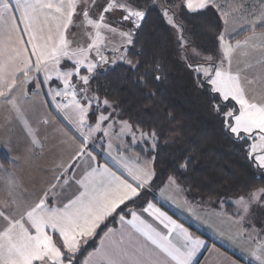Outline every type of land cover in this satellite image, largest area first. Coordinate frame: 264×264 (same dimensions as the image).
Masks as SVG:
<instances>
[{
	"label": "rangeland",
	"instance_id": "rangeland-1",
	"mask_svg": "<svg viewBox=\"0 0 264 264\" xmlns=\"http://www.w3.org/2000/svg\"><path fill=\"white\" fill-rule=\"evenodd\" d=\"M166 2L165 17L182 42L171 9L212 5L220 13L216 53L192 44L187 51L202 62L193 67L214 90L234 101L233 129L250 134L251 152L264 166V5ZM123 7L129 8L126 0H0V264L75 262L102 225L118 215L111 197L124 195V188L138 192L134 198L148 190L165 197L264 263V188L208 198L210 206L203 208L175 178L156 184L152 159L134 150L152 135L119 118L114 104L93 90L98 69L125 59L133 24L124 20ZM51 201L54 210L46 208ZM228 202L236 217L224 212ZM24 226L31 233L21 230ZM211 256L205 264L222 262Z\"/></svg>",
	"mask_w": 264,
	"mask_h": 264
},
{
	"label": "trees",
	"instance_id": "trees-1",
	"mask_svg": "<svg viewBox=\"0 0 264 264\" xmlns=\"http://www.w3.org/2000/svg\"><path fill=\"white\" fill-rule=\"evenodd\" d=\"M126 2L129 8L123 7V18L133 26L128 29L130 42L124 47L125 59L98 69L91 84L99 98L114 104L119 118L152 135L134 150L152 159L155 183L163 185L173 177L197 198L216 199L264 188V166L251 152L250 134L233 129L230 107L234 101L214 90L209 79L193 67L202 62H194L187 51L191 44L210 54L218 50L223 21L216 7L189 10L182 4L170 10L182 28V42L165 17V10L170 8L166 0ZM132 10L146 12L137 28L128 15ZM261 198L264 201V193ZM150 200L181 219L151 190L126 201L116 213L127 215V208L142 207ZM226 206L227 212L235 211L233 203ZM116 216L102 225L71 264H83Z\"/></svg>",
	"mask_w": 264,
	"mask_h": 264
},
{
	"label": "crops",
	"instance_id": "crops-1",
	"mask_svg": "<svg viewBox=\"0 0 264 264\" xmlns=\"http://www.w3.org/2000/svg\"><path fill=\"white\" fill-rule=\"evenodd\" d=\"M255 1L256 5H264V0ZM247 29L249 27L243 30ZM113 171L110 172L112 180L118 182L119 178ZM117 171L128 179L125 174ZM115 189L116 187L113 188ZM128 189L124 188L122 196L120 192L117 197L112 195L113 207L111 208L118 209L123 202L137 195L138 192L135 194L134 191ZM155 196L159 197L156 194ZM159 199L173 209L182 220L151 200L142 207L127 208L128 214L119 213L116 216L115 223L102 233L96 246L85 256L83 264H205L209 255H212L211 258L222 261L219 264H225L223 262H227L226 264H258L240 249L223 241L212 227L202 223L200 219L192 217L165 197H159ZM197 201L198 206L201 207L203 204L204 208L210 206L209 201L212 200L198 198ZM10 205L14 207L13 204ZM46 208L54 210L52 201L47 204ZM223 210L225 213H230L224 208ZM14 214L15 210L11 215L14 216ZM233 217H236L235 212ZM14 220L12 219L11 222ZM21 230L31 233L25 226ZM68 232L72 231L68 230ZM236 259L237 262H233Z\"/></svg>",
	"mask_w": 264,
	"mask_h": 264
},
{
	"label": "water",
	"instance_id": "water-1",
	"mask_svg": "<svg viewBox=\"0 0 264 264\" xmlns=\"http://www.w3.org/2000/svg\"><path fill=\"white\" fill-rule=\"evenodd\" d=\"M128 15L129 17L133 18L135 22V27L137 28L140 25L141 21L146 16V12L142 10H138V11L132 10V11H128Z\"/></svg>",
	"mask_w": 264,
	"mask_h": 264
},
{
	"label": "flooded vegetation",
	"instance_id": "flooded-vegetation-1",
	"mask_svg": "<svg viewBox=\"0 0 264 264\" xmlns=\"http://www.w3.org/2000/svg\"><path fill=\"white\" fill-rule=\"evenodd\" d=\"M134 11H137V10H134ZM126 18H128V15H126ZM130 19H132V21L134 22L133 18L129 17ZM134 25H135V22H134Z\"/></svg>",
	"mask_w": 264,
	"mask_h": 264
}]
</instances>
